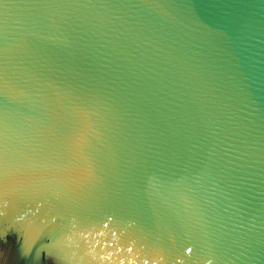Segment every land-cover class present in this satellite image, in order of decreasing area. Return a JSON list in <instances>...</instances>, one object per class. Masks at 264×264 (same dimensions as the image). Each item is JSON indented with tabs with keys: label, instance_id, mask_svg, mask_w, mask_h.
Here are the masks:
<instances>
[{
	"label": "water",
	"instance_id": "95a60500",
	"mask_svg": "<svg viewBox=\"0 0 264 264\" xmlns=\"http://www.w3.org/2000/svg\"><path fill=\"white\" fill-rule=\"evenodd\" d=\"M0 264H264V0H0Z\"/></svg>",
	"mask_w": 264,
	"mask_h": 264
},
{
	"label": "snow or ice",
	"instance_id": "6c2138e0",
	"mask_svg": "<svg viewBox=\"0 0 264 264\" xmlns=\"http://www.w3.org/2000/svg\"><path fill=\"white\" fill-rule=\"evenodd\" d=\"M189 251H190V249H189Z\"/></svg>",
	"mask_w": 264,
	"mask_h": 264
}]
</instances>
